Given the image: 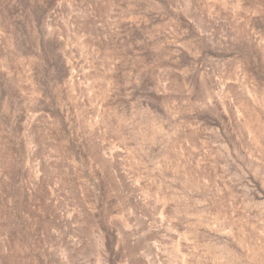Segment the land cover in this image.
I'll use <instances>...</instances> for the list:
<instances>
[{
    "label": "rangeland",
    "instance_id": "obj_1",
    "mask_svg": "<svg viewBox=\"0 0 264 264\" xmlns=\"http://www.w3.org/2000/svg\"><path fill=\"white\" fill-rule=\"evenodd\" d=\"M0 264H264V0H0Z\"/></svg>",
    "mask_w": 264,
    "mask_h": 264
}]
</instances>
